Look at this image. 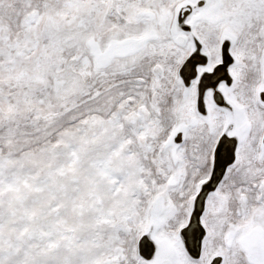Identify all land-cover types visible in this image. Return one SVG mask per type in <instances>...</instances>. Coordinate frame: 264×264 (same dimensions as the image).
Returning <instances> with one entry per match:
<instances>
[{"label": "snow or ice", "instance_id": "1", "mask_svg": "<svg viewBox=\"0 0 264 264\" xmlns=\"http://www.w3.org/2000/svg\"><path fill=\"white\" fill-rule=\"evenodd\" d=\"M0 264H264V0H0Z\"/></svg>", "mask_w": 264, "mask_h": 264}]
</instances>
